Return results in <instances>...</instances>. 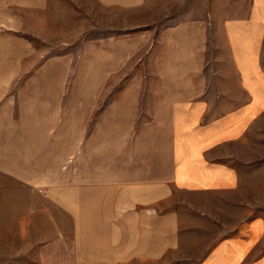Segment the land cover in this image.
Returning <instances> with one entry per match:
<instances>
[{"label": "crops", "instance_id": "obj_1", "mask_svg": "<svg viewBox=\"0 0 264 264\" xmlns=\"http://www.w3.org/2000/svg\"><path fill=\"white\" fill-rule=\"evenodd\" d=\"M93 1L106 13L105 28L123 31L94 40L97 70L104 75L142 39L147 44L157 27L143 16L151 13L146 0ZM249 4L244 16L222 22L223 47L212 54L209 19L184 12L158 28L163 81L147 103L158 111L155 118L150 114L143 132H125L121 124L130 128L131 111L141 108L146 89L117 90L110 103L113 133L79 145L77 171L64 172L65 190L77 192L64 195L65 226L74 223L75 230L64 232L63 264H264V214L246 217L242 225V217L235 224L225 218L243 193L241 167L262 156L253 152L250 134L264 125V0ZM55 5L0 0V142L10 113L8 46H25V31L56 29ZM8 31L20 34L9 41ZM66 125L65 156L83 136L72 133L71 116L64 117ZM1 148L17 166L18 147Z\"/></svg>", "mask_w": 264, "mask_h": 264}, {"label": "rangeland", "instance_id": "obj_2", "mask_svg": "<svg viewBox=\"0 0 264 264\" xmlns=\"http://www.w3.org/2000/svg\"><path fill=\"white\" fill-rule=\"evenodd\" d=\"M81 1L88 3L81 5L79 0H56V29L25 31L28 45L8 46L6 92L10 113L8 134L2 136L0 154H4L1 146L10 147L13 143L18 147L15 153L19 156L17 166H14L15 158L6 157L8 154L0 157V264H63L64 232L67 230L69 234L75 230L74 223L68 222L65 226L64 195L71 190H65L64 172L71 169L74 176L77 171L79 145L90 141L97 133H113L110 103L117 90L146 89L140 94L141 108L131 111L130 128L121 124L120 128L123 127L125 132H143L150 114L155 118L158 111L154 107L150 110L147 103L150 97L154 102L163 81L159 68L163 45H159L158 28L176 22L180 16H185L184 12L199 20L209 19V38L217 46L210 48L212 54L223 47L222 22L244 16L250 5L249 0H146L151 13L143 16L151 17L153 26L157 27L152 39L147 40V44L142 39L125 56L118 69L104 71L102 75L97 70L100 65L94 40L123 31L106 29L107 23L103 21L106 13H102L101 7L93 0ZM173 11L177 13L173 14ZM8 32L9 41L20 34ZM262 54L264 63V41ZM37 71L42 73L40 77ZM44 71H56L57 74L47 77L46 73L43 75ZM70 116L72 133L77 139L80 134L83 136L76 141L72 153L65 156L64 132L68 126H64V117ZM52 119V124H48ZM250 136L253 152L262 156L251 165L241 167L243 193L237 197L239 203L232 207L233 214H225L232 223L242 217L241 225L246 217L264 214V125L262 129L253 128ZM107 143L111 145V142ZM11 167L15 170H9ZM71 192L74 195L77 191L72 188ZM245 208L248 209L246 213ZM54 251L60 253L54 256Z\"/></svg>", "mask_w": 264, "mask_h": 264}]
</instances>
